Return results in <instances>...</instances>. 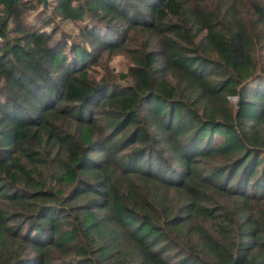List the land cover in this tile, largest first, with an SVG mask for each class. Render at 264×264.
<instances>
[{
  "label": "trees",
  "instance_id": "obj_1",
  "mask_svg": "<svg viewBox=\"0 0 264 264\" xmlns=\"http://www.w3.org/2000/svg\"><path fill=\"white\" fill-rule=\"evenodd\" d=\"M44 1L0 0V264H264V0Z\"/></svg>",
  "mask_w": 264,
  "mask_h": 264
},
{
  "label": "rangeland",
  "instance_id": "obj_2",
  "mask_svg": "<svg viewBox=\"0 0 264 264\" xmlns=\"http://www.w3.org/2000/svg\"><path fill=\"white\" fill-rule=\"evenodd\" d=\"M52 1L46 0V11L48 18V24L45 26V30L48 32H55V37L59 34L62 35L65 39L80 38V33L77 26L71 21L61 20L55 13L52 11ZM211 1V0H210ZM78 40V39H77ZM128 60L123 53H117L112 55L111 59H106L103 64L96 67L97 73L103 75L105 69L108 66L111 70L110 75L114 78H117L119 82H122L124 79L121 74L127 72ZM232 102H235L236 98H230Z\"/></svg>",
  "mask_w": 264,
  "mask_h": 264
},
{
  "label": "water",
  "instance_id": "obj_3",
  "mask_svg": "<svg viewBox=\"0 0 264 264\" xmlns=\"http://www.w3.org/2000/svg\"><path fill=\"white\" fill-rule=\"evenodd\" d=\"M44 6H46V0L44 1Z\"/></svg>",
  "mask_w": 264,
  "mask_h": 264
}]
</instances>
